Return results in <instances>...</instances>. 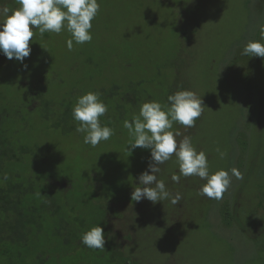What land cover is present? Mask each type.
Wrapping results in <instances>:
<instances>
[{"label": "trees", "instance_id": "trees-1", "mask_svg": "<svg viewBox=\"0 0 264 264\" xmlns=\"http://www.w3.org/2000/svg\"><path fill=\"white\" fill-rule=\"evenodd\" d=\"M184 3L187 1L180 0L175 10ZM4 6L19 7L16 0H0V7ZM120 28L117 27L112 37L101 36L99 41L97 36L94 47L74 43L71 51L66 48L56 53L49 49L51 55H58L57 67L65 75L57 79L48 78L47 68L42 71L32 68L34 62L46 60L44 48L56 40L51 39L49 32L41 35L34 30L31 53L23 64L0 53L1 263L27 264V259L32 257L30 250L37 245L42 252L36 256L38 264H46L48 255L43 252H48L46 249L50 247L49 251L53 250L58 259L57 264H155L137 250V235L131 224L120 223L129 217L143 224L139 207L151 204L147 199L140 202L131 199L134 189L140 187L139 176L148 170L150 150L139 147L132 153L126 150L127 145L121 142L130 137L123 122L131 121L144 102L159 100L167 104L169 95L184 90L177 72L182 50L175 42H187L188 37L185 31L168 35L164 45L172 42L176 49L166 52L164 46L150 48L147 35L134 37ZM70 38L69 33L66 40ZM65 56L66 62H63L61 58ZM68 60L80 62L74 72L67 68ZM26 76L37 77V83ZM169 79L173 84H168ZM89 91L99 93L108 107L100 118L101 123L115 129L108 141L96 147L83 142V134L76 132L77 122L72 117L77 98ZM172 130L181 133L177 141L191 134V128L176 122ZM243 139L241 135L237 138L242 153L239 156L237 148L234 150V160L238 161L235 168L241 166L238 158L247 150ZM146 151L144 162L137 164L136 154ZM74 160L90 167L86 176ZM99 161L101 164H96ZM167 166L168 161L159 166L158 179L179 175L178 168L168 173ZM100 172H104V176ZM164 181L173 194L189 188L183 179L179 183ZM93 194H101L103 198L91 196ZM261 201L263 206L258 205V208L264 209V198ZM181 202L183 204V200ZM180 204L166 203L173 213L171 224L176 221L174 215ZM157 206L163 208L159 202ZM211 210L221 223L232 225L238 221V197L224 195L222 200L213 199ZM153 217L143 226L158 230L161 216ZM97 224L104 229L103 250L90 249L81 243L82 234ZM262 226L264 222L253 229L238 231L256 242V234L262 231ZM137 228L138 233L143 231L142 226Z\"/></svg>", "mask_w": 264, "mask_h": 264}, {"label": "rangeland", "instance_id": "rangeland-1", "mask_svg": "<svg viewBox=\"0 0 264 264\" xmlns=\"http://www.w3.org/2000/svg\"><path fill=\"white\" fill-rule=\"evenodd\" d=\"M186 1L175 10L180 0H98L100 10L92 21V40L82 46L94 47L97 36L100 41L101 36L115 35L120 26L121 31L128 30L131 36L147 35L150 48L164 46L166 52H172L177 46L181 48L177 61L178 82L184 90L194 91L202 97L204 106L202 115L187 136L191 137L197 151L206 153L210 172L235 168L238 161L234 160V150L237 148L239 156L242 153L237 138L239 135L244 137L247 150L238 158L241 166L236 168L243 178L236 180L233 177L225 193L229 197H238V221L232 225L221 223L211 210L213 199L198 195L204 181L196 176H181L179 182L187 181L189 188L182 192L179 189L183 204L179 203L174 224L170 223L173 213L166 205L167 199L159 202L163 208L157 206L158 202L139 207L143 224L135 223L129 217L120 223L131 224L137 235V250L155 264H264V227L256 234V242L238 231L240 228L253 229L264 222V209L258 208V205L263 206L261 199L264 198V58L243 54L249 40H261L264 0ZM104 31L107 33H102ZM182 31L187 33V42L176 41V47H172V42L164 45L168 35ZM49 34L56 40L44 48L46 60L34 62L32 68L40 71L47 68L48 78L65 77L57 67L58 55H51L49 49L56 53L66 49L69 32L62 30L60 34ZM61 59L66 62V56ZM43 63L47 65L43 66ZM79 64V61L68 60L67 68L74 72ZM29 79L34 83L38 81L37 77ZM168 84H173L172 79ZM64 86L66 89L67 85ZM121 143L128 145L129 140ZM217 149L226 155L220 158ZM146 153L136 154L137 164L144 162ZM74 161L79 163L81 173L86 176L90 167H84L80 160ZM177 168L179 170L177 159L172 156L167 172ZM100 174L104 176V172ZM162 178L172 181L165 176ZM91 196L103 198L101 194ZM155 214L161 216L158 230L143 226L147 220L154 219ZM139 226L143 229L141 233L137 232ZM49 249L51 247L46 249L48 252H43L48 255L46 264H57V257ZM40 253L37 245L32 247V257L27 259V264H38L36 256Z\"/></svg>", "mask_w": 264, "mask_h": 264}, {"label": "clouds", "instance_id": "clouds-1", "mask_svg": "<svg viewBox=\"0 0 264 264\" xmlns=\"http://www.w3.org/2000/svg\"><path fill=\"white\" fill-rule=\"evenodd\" d=\"M16 9L0 7V53L7 59H15L23 64L31 53L30 40L34 30L41 35L45 32L60 34L66 30L71 38L66 41L69 51L75 44H84L92 40V21L100 10L98 0H16ZM261 40H249L243 48V54L264 58V24L260 25ZM27 68V65H23ZM167 104L159 101L144 102L139 113L123 122L130 137L127 151L136 148L150 150L148 170L139 176V185L131 194V199L140 202L147 199L153 204L169 200L178 205L182 200L179 192L171 193L164 180L157 178L160 165L174 155L179 164V175L173 174V182L179 183L181 176H196L204 181L198 195L209 199L222 200L232 184L243 178L236 169H220L210 172L208 159L204 151H197L191 137L185 135L177 141L181 133L173 131L174 122L185 128L195 126L203 113V100L194 91L180 90L167 97ZM108 111L107 105L97 92H87L79 96L72 108V117L77 122L76 132L83 134V142L96 147L102 141H108L115 129L101 123ZM220 158L226 154L217 149ZM151 173V174H150ZM7 180V175L4 176ZM104 229L97 224L84 232L81 243L94 250H103L105 245Z\"/></svg>", "mask_w": 264, "mask_h": 264}]
</instances>
